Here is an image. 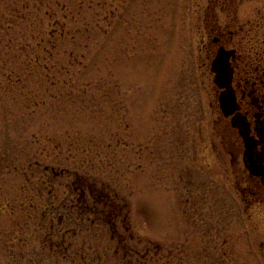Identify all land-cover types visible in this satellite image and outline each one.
<instances>
[{"label": "rangeland", "instance_id": "374dc122", "mask_svg": "<svg viewBox=\"0 0 264 264\" xmlns=\"http://www.w3.org/2000/svg\"><path fill=\"white\" fill-rule=\"evenodd\" d=\"M203 2L0 0V264H264L263 205L222 146L203 167ZM75 181L126 205L123 243Z\"/></svg>", "mask_w": 264, "mask_h": 264}, {"label": "flooded vegetation", "instance_id": "af4514ba", "mask_svg": "<svg viewBox=\"0 0 264 264\" xmlns=\"http://www.w3.org/2000/svg\"><path fill=\"white\" fill-rule=\"evenodd\" d=\"M198 5L199 62L209 71V104L217 110L209 142L204 125L198 131L207 163L202 165L213 176L210 159L220 156L222 146L247 208L255 203L264 208V0H204Z\"/></svg>", "mask_w": 264, "mask_h": 264}, {"label": "trees", "instance_id": "16d2710c", "mask_svg": "<svg viewBox=\"0 0 264 264\" xmlns=\"http://www.w3.org/2000/svg\"><path fill=\"white\" fill-rule=\"evenodd\" d=\"M46 181H44V184ZM78 188V189H77ZM80 190V195L79 199L82 200L86 206L84 209L87 211H91L96 215V218L98 220H103V222H106L107 225H109L111 233L113 238H117L119 243H123V235L119 233V225L117 223V220L122 217L123 215V210L125 209V204L121 202L122 205L118 204L116 201L113 200V198H110L111 196L109 195L108 192H105L103 188H98L95 185H91L87 182H82L78 184L77 181L73 183V190L76 192L77 190ZM53 194L52 192H49V196L51 197ZM89 198H92L93 200V205L90 202ZM91 205H90V203ZM55 205H52V208H54ZM47 209H49V206H47ZM2 210H4V207H2ZM42 222L46 221L49 218V212L48 211H43L42 213ZM123 225L122 228H125L126 232L129 233L130 231V225L128 224L127 217L126 219H123ZM51 236H53L54 233V228L51 226ZM131 238L133 236L131 235ZM130 235H129V239ZM21 241L19 240L18 243Z\"/></svg>", "mask_w": 264, "mask_h": 264}]
</instances>
